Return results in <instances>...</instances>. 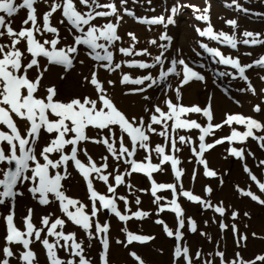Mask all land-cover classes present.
<instances>
[{"label":"snow or ice","instance_id":"1","mask_svg":"<svg viewBox=\"0 0 264 264\" xmlns=\"http://www.w3.org/2000/svg\"><path fill=\"white\" fill-rule=\"evenodd\" d=\"M131 2L136 5L140 0ZM145 2L150 5L152 0ZM204 2L205 6L201 8L176 0L170 8L165 7L160 15L149 17L137 15L128 6L129 0H0V206L8 208L6 215L0 213L5 226L4 243L0 246V264H10L12 258H16L18 264H40L38 253L32 247L37 242L44 250L47 264H94L86 255V250L93 246L92 241L100 245L98 264H113L111 224L107 219L101 223L98 217L107 211L126 225L130 220H143L150 215L139 208L133 211L128 207L127 197L117 195L121 185L132 188L126 182V177L133 174H142L150 181V189L142 191H150L154 197L153 203L158 206V213L167 211L174 214L177 224L175 230L164 220H155L156 224L162 226L166 236L176 242L172 252L173 264H214L210 258L213 255L219 258L218 264H264V254L257 255L253 260H245L237 251L234 258L229 259L217 243L214 253H208L209 258H206L200 250L192 253L187 243H182L185 238L182 230L186 227V221L191 233H198L209 241L211 237L198 230L194 219L185 217L179 197L218 214L221 219H213V223H218L221 233L231 232L238 248L246 247L248 239L236 223L224 222L223 218L229 215L232 221H236L240 216L238 211H230L223 201L213 204L185 190L182 183L184 169L179 157L184 146L190 148L196 163L202 166L203 175L214 178L218 173L209 167L205 153L227 142L230 147L224 158L239 160L257 190L253 191L251 186L247 189L236 186L238 194L264 206V180L258 178L245 162L247 157H254L247 147L250 138L264 150V121L253 115L225 113L222 121L214 123L211 94L204 106L182 103L186 87L195 82L207 84L206 75L198 70L205 68L203 63L192 66L181 58L180 49L174 55H169L173 37L169 35L168 28L170 25L175 26V17L182 9L190 8L194 19L206 24L203 28L195 26L199 37H207L233 50L240 44L264 45L260 32L245 30L238 38L235 34L239 27L236 19L226 21L234 30L233 34L216 31L210 19L209 0ZM225 6L235 7L245 14L251 11L237 0H231ZM22 10L25 16L19 26L14 27V18ZM148 11L155 12L156 9ZM169 12L167 16L164 14ZM256 15L264 17V13ZM125 17L146 26L149 32L153 26H161L163 31L155 38H148L147 46L138 48L141 41L135 32L126 31L123 35L120 32L126 23ZM62 30L71 37L70 42L67 36L62 35ZM198 43L216 64L235 70L219 71L216 73L218 77L245 81L247 85L239 91L256 97L264 96V86L258 93L246 74L257 67L264 69V55L245 64L238 56L226 54L218 47ZM150 47L157 50L155 54L150 51ZM244 55L252 54L249 52ZM88 59L93 64L89 75L83 76L81 83H86L92 89L91 95L59 99V89L55 85L44 84L46 74L52 67H60V78L65 79L77 63L84 65ZM101 72L109 76L116 74L117 79H102ZM134 72L137 74L134 75ZM258 78L264 84V75ZM117 83L126 86L124 95H139L148 102L142 108V115L130 117L117 106L106 87ZM224 91L227 93L226 89ZM160 93L164 96L162 101L159 100ZM154 99L159 102H153ZM236 103L239 104V101ZM262 104L264 100L253 105L252 112L264 114ZM191 114L203 117L204 122L190 118ZM233 125L243 126L245 130L240 131ZM225 126L230 129V134L208 141L209 137H215L216 131ZM193 130L199 133L196 141L190 135L181 134ZM153 135L162 137L164 143L153 146ZM85 143L99 145L106 150L109 155L102 156L104 163L98 165L93 160L83 147ZM138 150L146 153L143 160L134 159ZM80 153L87 157V163L79 159ZM153 153L159 158V163H152ZM110 157L114 162L112 165L108 163ZM69 162L86 184L87 198L91 202L88 211L85 210L88 206L79 199L66 195L62 182L71 176ZM121 164L129 167L121 171ZM165 165L170 167L175 183H158L153 179V173L166 170ZM110 167L113 171H108ZM257 167L264 170V159L259 160ZM196 175L194 169L193 180ZM110 177L114 183L110 182ZM96 180L102 181L111 195L97 191L94 187ZM220 183L223 184V180ZM165 190L174 197L166 205L161 204L163 197L157 194ZM205 192L210 196L213 189L206 186ZM26 193L41 206L56 204L57 211L66 219L50 213L42 216L41 226H37L33 223L34 210L28 208L23 218L24 229L21 230L15 223V206L17 200ZM117 201L124 203L126 211L118 207ZM140 204L141 199L137 195L135 205ZM243 216L250 218L248 212H244ZM67 222L85 233L87 245L78 238L76 232L66 233L63 230ZM204 223L207 225L208 221ZM121 232L125 239H115V244L128 250V256L135 264H146L142 256L131 250L130 246L148 245L156 237L134 233L127 227H122ZM252 236L257 237V233L253 232ZM16 248L20 250H14ZM58 250L68 253L69 258H61Z\"/></svg>","mask_w":264,"mask_h":264},{"label":"rangeland","instance_id":"2","mask_svg":"<svg viewBox=\"0 0 264 264\" xmlns=\"http://www.w3.org/2000/svg\"><path fill=\"white\" fill-rule=\"evenodd\" d=\"M175 2L176 0H152V3L149 5L145 2V0H140L139 4L133 5L131 0H129L128 6L133 8L137 15H147L151 17L153 15H160L165 7L170 8ZM179 2L195 4L201 8L205 6L204 0H179ZM237 2L244 8L250 9V13H242L236 10L235 7L227 8L225 4L231 3V0H209L211 5L210 19L214 29L216 31L222 30L228 34H233L234 30L227 25L226 21L229 19H236L239 27L235 30V34L238 38L245 30L260 32L262 34V38H264V17L256 15L257 13H264V0H237ZM151 8H155L156 11H148V9ZM164 14L167 16L170 12ZM24 16L25 11L22 10L15 18ZM175 19V26L170 25L168 28L169 35L173 37L169 55H174L176 50L180 49L181 58H184L187 62L192 64V66H196L200 63L205 65L204 69L198 70L202 71L207 78L206 85L195 82L189 87L190 89H195L193 96L186 94L185 89L188 88L186 87L183 90V97H189L192 100L197 101L192 104L204 106L208 96L211 94L213 97L212 100H214V97L217 99L219 106L218 112L220 110H226L228 113L253 115L255 118L264 121V114L252 112V106L261 103V101L264 100V96L256 97L252 96L250 93L239 91L240 88L247 85V82L245 81L232 79L227 76L218 77L216 73L219 71L234 72L235 70L231 69L230 66L216 64L212 57L199 47L198 41L201 43H208L210 47H218L226 54L238 56L241 59V62L245 64L258 59L261 55H264V45L246 46L240 44L237 49L233 50L228 48L226 45L219 44L216 41H210L207 37H199L195 31V26L203 28L206 27V24H204V22L196 21L190 8L182 9ZM125 21L126 23L122 25L121 30L123 33L126 31H133L136 33L141 41V43L137 45L138 48L147 46L146 40L148 38H155L161 31H163L161 26H153L152 31L149 32L147 31L146 26L135 23L129 17H125ZM62 35L67 36L68 41H71V37L63 30ZM125 40H127V37H125ZM193 49H195V51H193ZM150 51L155 54L157 50L154 47H150ZM197 52L200 53L199 56L196 55ZM249 52L252 54L251 56L244 55ZM136 59L139 58L137 57ZM193 62L195 63L193 64ZM85 63V67L84 65L77 63L76 68L71 71L65 79H61L59 75L61 74L62 69L60 67H53L54 70L57 69V73L59 75L57 80L58 84H56V87L59 89V99L66 100L73 95L81 96L84 92H87L88 85L86 83H81L82 76L79 72L85 70L87 71V75H89V69L91 68L93 62L88 59ZM125 71L128 70L125 69ZM133 74L135 75L137 73L134 72ZM246 74L250 77L251 83L257 88V92L259 93L260 88L264 86V84H262L258 77L260 75H264V69L257 67L255 70H248ZM100 76L102 79H117L116 74L109 76L107 73L101 72ZM69 78L70 80L68 81ZM214 79L216 81L215 84L213 83ZM172 82L175 86V80ZM69 83H71V88L67 87L69 86ZM107 87L109 93L112 91L111 88L115 87L116 90L118 89L120 91L121 97L128 99L129 106L127 107L122 105V108L125 107V111L132 114L131 111L134 110L133 108L139 107V111L136 108V114H138V116L143 114L142 108L148 102L143 101L139 95H124L123 91L126 90V86H122L119 83L115 86ZM161 87H163V85ZM225 89L227 90V93H225ZM149 94L151 95V90L149 91ZM136 99L139 104H136ZM163 99V93H160L159 100L162 101ZM182 101H186L185 98H183ZM236 101H239V104H237ZM153 102L159 101L154 99ZM262 107H264V104H262ZM215 110L217 111V109L214 108V112ZM196 117L203 120V117L198 114ZM223 118L224 116H221L220 114L218 116L216 115L214 123L222 121ZM233 127H236L240 131L245 130L243 126L240 125H234ZM192 133L193 132H182L181 134L190 135L192 136L193 141H196L199 133L198 131L195 134ZM228 134H230V129L225 126L224 128L216 131L215 137H209L208 141L211 142V140L215 138L226 136ZM151 143L154 146L157 143H164V140L162 137H155V135H153ZM229 147L230 145L225 142L224 144L218 145L214 149L205 153L209 167L218 173L217 177L213 178L205 177L203 175L202 166L196 163L190 148L188 146H184L182 151L179 153V157L182 161L181 167L184 169L182 183L185 190L192 191L193 194L200 195L202 198L210 200L213 204L223 201L224 205L229 207L230 211H238L240 216L236 221H232L230 215L223 219L225 223H236L240 231L248 236L246 247L238 248L234 242V237L231 232H220L218 223H213V219L217 221L221 219L218 214L214 213L211 209H203L201 206L187 201L184 197H179V203L185 210V217L194 219L197 222L198 230L207 233V235L211 237V241H209L207 237H202L198 233H191L188 231L186 221V227L182 230L185 232V238L182 243L186 242L192 253L200 250L206 258H209L208 253H214L216 245L219 243L220 250L225 251L227 258H234V254L239 251L245 260H253L257 255L264 254V206H260L251 201L249 198L242 197L238 194L236 186L245 189L251 186L253 191L257 190L253 182L249 179L248 174L244 171L242 163L239 160L232 157H229L228 159L224 158L227 156L226 150ZM247 147L254 153V157H247L245 162L252 169V172L258 176V178L264 180V170L257 167L259 160L264 159V150H261L257 143L251 140V138L247 143ZM107 155L109 154L107 153ZM145 155L146 153L143 150H138L134 159L143 160ZM152 163H159V158L155 155V153L152 154ZM128 167V165L121 164L120 170L124 171ZM164 167L166 169L165 171L153 173V179H155L158 183H175L176 181L170 167L168 165H165ZM194 169L197 173L195 180L192 179ZM110 171H113L112 167ZM69 172L71 173V176L67 181L64 180L62 182L66 189V195L79 199L82 203L88 206L85 209L88 211L91 202L87 198L86 184L72 167L71 162H69ZM221 180H223V184L220 183ZM110 182L114 183L111 177ZM126 182L130 183L132 188L129 189L125 185H121L117 189V195L126 196L129 201L128 207L132 208L133 211L139 208L141 210L148 211L150 215L148 218L143 220H130L126 225L123 224V222L118 221L114 216H111V214L107 213V211L98 217L101 223L107 219L111 224L110 232L112 238L113 264H135V261L128 256V250L115 244V239H125L124 233L121 232L122 227H127L130 231L137 234L153 235L156 237V239L151 241L148 245L134 244L130 246L131 250H135L142 256V258L146 261V264H173L172 252L176 242L173 238L166 236L162 230V226L156 224L155 220L162 219L169 225L170 228L175 230L177 224L174 214L167 211L158 213V206L153 203L154 197L150 195V191H142L144 189H150V181L147 177L142 174H133L131 177H126ZM206 186L213 189L210 196L205 192ZM94 187L101 194L111 195V193H107V186L102 181H94ZM133 193H135V195H133ZM157 194L163 197L161 204L164 205L174 198L172 193L168 190L158 192ZM137 195L140 196L141 199V204L139 206L135 205V196ZM117 203L118 207L122 211H126L122 201H117ZM28 208H32L34 210L33 223L37 226H41L40 218L42 216L49 215L50 213L66 219V217H63L62 213L57 211L56 204L41 206L26 193L23 198H19L17 200L15 206V223L19 228H21V230L24 229L23 218L26 216ZM7 212V207L0 206V213L6 215ZM244 212H248L250 214V218L244 217ZM205 221H208L207 225H205ZM57 230L59 231L60 229L58 228ZM63 230L66 233L76 232L78 238L84 240L85 245H87L88 241L85 233L77 226L71 224V222H67ZM253 232L257 233V237L254 238L252 236ZM4 234L5 226L2 219H0V246L4 243ZM222 236L223 239H221ZM51 239L52 238H50V240ZM92 245L91 249L86 250V255L93 260L94 264H98L100 245L97 241H92ZM32 247L38 253L40 264H47L44 250L39 242L34 244ZM14 250L18 251L20 249L16 248ZM58 255L61 258H69L68 253L63 250H58ZM210 258L214 260V264H218V257L213 255V257ZM10 264H18L17 259L12 258L10 260Z\"/></svg>","mask_w":264,"mask_h":264},{"label":"bare ground","instance_id":"3","mask_svg":"<svg viewBox=\"0 0 264 264\" xmlns=\"http://www.w3.org/2000/svg\"><path fill=\"white\" fill-rule=\"evenodd\" d=\"M43 5H41V9H43ZM24 17H19V18H14V21H15V23H14V27L15 26H19V24H20V22H21V20L23 19ZM120 32H121V34L123 35L124 33L122 32V30L120 29ZM85 65H86V63L84 64V67H85ZM79 74L83 77V76H86L87 75V71H85V70H83V71H80L79 72ZM60 75V74H59ZM59 75H58V73H57V69H53V67L51 68V70H50V72L49 73H47L46 74V78H45V80H44V84H46V85H55L56 86V84H58V78H59ZM70 80V78L68 79V81ZM56 82V83H55ZM68 88L70 87L71 88V83H69V86H67ZM106 87H107V85H106ZM190 87V86H189ZM187 88V89H185V91H186V94H189V95H191V96H193V94H194V91H195V89H190V88ZM111 92L109 93V95L110 96H112L113 97V99H114V102L117 104V106L121 109V110H123L128 116H138V114H136L137 112H136V108H137V110L139 111V107H136V108H133L134 110L133 111H131V113L132 114H130V113H128L127 111H125L124 110V106H129L128 105V99H126V98H123V97H121V95H120V91L117 89H115V87H113V88H111ZM91 93H92V89L88 86V88H87V92H84L81 96H83V95H91ZM185 96V95H184ZM183 98H185V100L186 101H182V103L183 104H185V105H192V103H194V102H197L196 100H192L191 98H189V97H183ZM192 100V101H191ZM136 104H139L138 103V101H137V99H136ZM134 102V103H135ZM205 104V103H204ZM122 105H124L123 107L124 108H122ZM212 105H213V108H215V109H217V111L215 110V112H214V115H215V117H216V115L218 116L219 114L221 115V116H224L225 115V113H228L226 110H220L219 112H218V108H219V106H218V102H217V99L214 97V100H212ZM196 115L197 114H191V116H190V118H192V119H197L198 120V122H201V123H203L204 122V120H202L201 118H197L196 117ZM234 126V125H233ZM237 126V125H236ZM198 130H193L192 132V134H195L196 132H197ZM155 137H157L156 135H155ZM41 143H43V141H41ZM83 147L84 148H86L87 149V151H88V154L93 158V160H95L97 163H98V165L99 164H102V163H104V161L101 159L102 158V156H104V155H107V152H106V150L103 148V147H101V146H99V145H94V144H92V143H85L84 145H83ZM79 159H81L82 160V162H84V163H87L88 161H87V157L86 156H84L83 155V153H80L79 154ZM108 163L110 164V165H112L114 162H113V160L111 159V158H109V161H108ZM110 169H111V167L108 169V171H110ZM77 174L79 175V173L77 172ZM80 176V175H79ZM81 177V176H80ZM81 179H82V177H81ZM68 180V179H67ZM66 180V181H67Z\"/></svg>","mask_w":264,"mask_h":264}]
</instances>
